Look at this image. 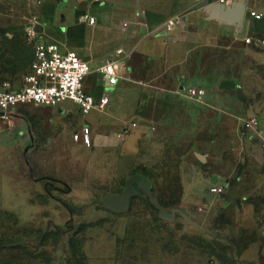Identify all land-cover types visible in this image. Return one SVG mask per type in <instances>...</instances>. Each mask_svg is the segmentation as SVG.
<instances>
[{
	"label": "rangeland",
	"instance_id": "obj_1",
	"mask_svg": "<svg viewBox=\"0 0 264 264\" xmlns=\"http://www.w3.org/2000/svg\"><path fill=\"white\" fill-rule=\"evenodd\" d=\"M201 1L0 0V84L24 75L47 28L65 33L79 24L71 39L97 62L86 88L99 86V64L113 59V86L126 81L133 97L120 102V123L82 114L69 100L18 108L24 124L0 117V264H264V133L244 126L256 116L264 129V43L244 41L264 39V20L247 14L264 15V0H244L245 23L235 34L208 19ZM103 5L119 22L94 31L84 15ZM169 63L171 70L162 68ZM162 73L187 101L179 115L146 123L128 149L125 136L143 125L131 108L156 97ZM225 79L236 87L220 88ZM113 86L102 111L114 107ZM189 87L204 94L190 95ZM206 94L222 95L226 110L206 108ZM232 104L241 106V121L228 114ZM100 117L90 146L72 139ZM214 183L220 194L209 190Z\"/></svg>",
	"mask_w": 264,
	"mask_h": 264
},
{
	"label": "built area",
	"instance_id": "obj_2",
	"mask_svg": "<svg viewBox=\"0 0 264 264\" xmlns=\"http://www.w3.org/2000/svg\"><path fill=\"white\" fill-rule=\"evenodd\" d=\"M243 0H226L232 3ZM224 3V2H222ZM248 17L253 21H261L263 13L248 8ZM86 23H95V16L85 14ZM126 26V22L124 23ZM171 26L167 25V29ZM33 36V35H32ZM245 43L256 45L264 43L260 37H246ZM123 48H118L116 54H122ZM91 72L89 62L82 58L75 50L62 49L58 43L49 41H36L33 45L32 58L28 70L16 80H5L0 84V117L14 126L16 110L23 105L59 106L63 101L69 100L76 105L82 114L92 110H103L109 104L106 93L95 96L84 88V79ZM98 73L108 81L106 89L117 82V63L108 59L98 66ZM190 95L202 96L203 88L189 87ZM258 118L249 117L244 126L258 130ZM260 134V133H259ZM72 139L84 146L92 144L91 129L83 124L79 130L73 132ZM212 193L220 194L222 187L214 183L209 187Z\"/></svg>",
	"mask_w": 264,
	"mask_h": 264
},
{
	"label": "crops",
	"instance_id": "obj_3",
	"mask_svg": "<svg viewBox=\"0 0 264 264\" xmlns=\"http://www.w3.org/2000/svg\"><path fill=\"white\" fill-rule=\"evenodd\" d=\"M90 13L92 15L95 16V23L92 25L87 24L88 26H93L94 31L96 30H103V29H107L110 27H113L115 25L118 24L119 22V17L117 16V14L113 13L107 6H94L91 10ZM138 20L140 21L141 19L138 18ZM264 18L261 20L263 21ZM245 23V20H243ZM220 22L223 23V29L227 32H233L234 34L242 28V26L244 25V23H242L243 25H238V24H233V23H228V22H224L221 21ZM261 25V24H260ZM238 26H241L238 28ZM79 24H72V25H68L67 26V30L65 31V33H62L57 31L56 27H49L47 28V38L46 40L49 42H55L58 43L59 46L62 49H74L82 58L86 59L90 64H94V66L96 67L97 62L93 61V56L92 54H85L83 55L81 53V48L79 47V44H76L72 41V37L74 36L75 32L77 30H79ZM261 28H264V25L262 24L261 26H259ZM61 30H64L63 28H61ZM84 32H85V36H86V30L83 28ZM260 32V29H259ZM89 36V32L87 33ZM92 43V42H91ZM98 60V59H97ZM105 60H103L102 62H104ZM102 62L100 64H102ZM99 64V65H100ZM164 65V64H163ZM166 66H163L162 68L166 69V70H171L172 66L171 64H165ZM91 66V65H90ZM92 72V70H91ZM163 77L162 78H158L160 80V85H159V93L156 95L155 98L151 99L150 101H147L146 98L141 99L140 102H138L137 105H135L133 108H131L132 110V114H134V116H138L140 118L141 121H143V125H136L135 127H133V131L129 134H127L124 138V142H123V146L126 148H134L135 146V142L138 139V137L140 136V134L142 133L143 129H144V125L146 123L152 122V123H157L159 122L162 118L166 117V116H177L179 115V110L182 107V102L183 101H187L186 99H182L179 98L178 95L175 94L174 92V87H173V78L171 76V74L169 76H165V73L161 74ZM87 77V76H86ZM85 77V78H86ZM164 79H168L167 81H161ZM188 82L189 83H194L195 81H197V77H192L189 76L188 77ZM85 81V79H84ZM105 80L101 79L100 80V84L97 87H92L89 90L86 88L85 82H84V88L87 92L98 96L101 95L103 93L109 92L111 90V86H108L109 88H105L108 84H105ZM127 84L126 81L124 80H120L118 82L117 87H112L115 91V96H113L112 101L114 103V107L112 110L109 111H102V110H92L95 113L96 112H100V115L105 117V118H111L113 120H115V122L120 123L121 121H123V118L121 117V113H123V108L126 106V104H121V101H132L133 97L130 96L129 94L126 93V91L123 90V85ZM109 97V96H108ZM110 97H109V104H110ZM201 102L202 104L206 107V108H212L213 110H217L218 112L220 111H225L226 108L225 105L226 103L224 102V99L222 98V95L217 94L216 96H208L207 94L201 98ZM108 104V105H109ZM107 105V106H108ZM229 105V104H228ZM24 106V105H23ZM36 106V105H34ZM106 106V107H107ZM22 107V106H21ZM230 107V106H229ZM228 110V114L232 117V119L234 121H241L243 119V111L241 109V106H239V104H232V106L227 109ZM90 113V112H89ZM262 114H260V119ZM97 119V121L95 120V125H91L90 122H86V124H88L90 126L94 127V128H98L100 122H101V118ZM104 118V119H105ZM15 119L17 120L18 123L20 124H24L26 123V116L23 114H18L16 113ZM259 130L261 131L260 135L262 136L264 133V129H262V126L260 125ZM99 134L97 133L95 135L94 141L96 142V144H99L101 141V138H99ZM92 138V136H91ZM103 138H105L106 141H109L108 135L106 134L105 136L103 135ZM117 138H115L116 140ZM82 145V144H81ZM84 146V145H83ZM212 180H215V178L213 177Z\"/></svg>",
	"mask_w": 264,
	"mask_h": 264
},
{
	"label": "water",
	"instance_id": "obj_4",
	"mask_svg": "<svg viewBox=\"0 0 264 264\" xmlns=\"http://www.w3.org/2000/svg\"><path fill=\"white\" fill-rule=\"evenodd\" d=\"M204 6L207 7L208 19H217L238 25H242L243 23L246 8V2L244 0L232 3L215 2L211 4H208V0H202L197 5V8ZM236 85L237 84L233 80L225 79L220 81L218 86L220 88H234ZM200 158L203 159V156H200ZM150 199L161 212L164 211V209L156 203L151 196Z\"/></svg>",
	"mask_w": 264,
	"mask_h": 264
},
{
	"label": "trees",
	"instance_id": "obj_5",
	"mask_svg": "<svg viewBox=\"0 0 264 264\" xmlns=\"http://www.w3.org/2000/svg\"><path fill=\"white\" fill-rule=\"evenodd\" d=\"M32 58V57H31ZM31 61V60H30ZM30 64V63H29Z\"/></svg>",
	"mask_w": 264,
	"mask_h": 264
}]
</instances>
